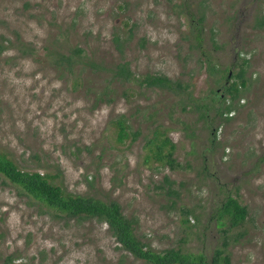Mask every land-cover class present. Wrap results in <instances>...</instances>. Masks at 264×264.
Returning <instances> with one entry per match:
<instances>
[{
    "label": "rangeland",
    "instance_id": "rangeland-1",
    "mask_svg": "<svg viewBox=\"0 0 264 264\" xmlns=\"http://www.w3.org/2000/svg\"><path fill=\"white\" fill-rule=\"evenodd\" d=\"M122 61L136 76L188 86L177 93L112 77ZM239 68L245 82L218 113ZM189 92L207 101L204 116ZM155 127L179 167L145 158ZM0 151L65 191L115 199L150 248L207 260L231 194L246 216L226 231L228 264H264V0H0ZM0 264L152 263L122 249L103 221L46 208L0 173Z\"/></svg>",
    "mask_w": 264,
    "mask_h": 264
},
{
    "label": "trees",
    "instance_id": "trees-1",
    "mask_svg": "<svg viewBox=\"0 0 264 264\" xmlns=\"http://www.w3.org/2000/svg\"><path fill=\"white\" fill-rule=\"evenodd\" d=\"M190 19L192 20L193 16ZM198 19L199 20H196L194 23V38L196 39V45L199 46L202 23H200V17ZM262 21L263 20H261V22ZM73 50L75 54L79 56L81 48L75 47ZM57 58L64 63V67H66L67 70H70L72 65L71 61L73 60L70 54L61 52L60 55H57ZM206 67L208 69L215 68L213 63L207 64ZM108 69L112 77H119V79L123 80H133L136 81L138 85L162 87L177 93L182 92V89H186L188 86L187 83L177 78H170L162 73L145 72L136 76L131 72L126 61L117 62ZM215 70L224 71L219 68H215ZM226 75H229V73H226ZM233 75L237 79L231 80L224 86L227 95L223 94L222 96V108L216 107L218 113L230 109V102L237 96L239 86L243 85L245 82L242 68H239ZM187 97L189 104L201 107L200 115L204 116L206 114L205 109L208 106L207 101L194 97L191 95V92L188 93ZM218 97L220 98V96ZM225 98L229 99V102L224 103ZM115 124L116 139L122 140L127 135L125 128L126 124L121 117L116 119ZM161 132L162 131H159V129L155 127L152 130V136L145 138L144 145L148 150L145 154V158L150 156L159 161L164 160L165 162H162L167 164L170 168L179 167L180 163L171 156L174 144L167 136L163 135L160 137L159 135ZM132 138L131 136V139ZM0 173L8 179L10 183L17 185L19 191L32 197L35 201L42 203L46 208H50L59 213L61 212L67 217H94L103 221L122 249L152 264H218L220 259L222 260L220 261L221 264H228L229 257L225 252L228 243L226 231L228 228L240 225L246 216L245 205L241 204L235 196L226 194L216 214L217 224L221 226L225 225L221 228L222 238L220 244L213 249L210 259L207 260L200 252L182 251L179 247H166L161 250L150 248L143 240L135 235L133 230V219L127 217L122 212L120 204L115 199H101L92 195L65 191L60 185L51 182L46 173H41L38 170L29 171L19 169L15 163L1 151ZM183 220H187V218L184 217ZM243 233V230H241L238 231L236 235H242ZM8 258L9 257H7V259Z\"/></svg>",
    "mask_w": 264,
    "mask_h": 264
}]
</instances>
